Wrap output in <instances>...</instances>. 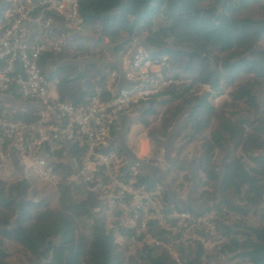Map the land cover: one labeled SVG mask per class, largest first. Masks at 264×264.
<instances>
[{
    "label": "trees",
    "instance_id": "obj_1",
    "mask_svg": "<svg viewBox=\"0 0 264 264\" xmlns=\"http://www.w3.org/2000/svg\"><path fill=\"white\" fill-rule=\"evenodd\" d=\"M6 8L7 0H0V15ZM77 8L80 32L66 41L57 64L102 61L106 55L113 58L132 39L150 50L153 64L166 60L161 73L170 85L144 103L147 111L137 122L148 128V119L157 116L153 106L162 109L158 140L148 139L150 156L144 163L157 164L159 138L167 136L186 109L183 101L190 100L186 121L176 137L201 154L200 176L195 177L191 200L204 201V212L215 214L216 232L225 241L214 261L205 257L198 243L180 246L179 264H218L219 255L229 262L264 264V210L257 215L255 228L240 230L229 223L232 217L245 220L264 204V157H249L250 165L245 167L233 155L246 146L248 132L264 137V125L258 119H264V97L258 105L256 95L264 90V52L259 50L264 42V0H78ZM113 69L99 70L93 64L81 71L56 68L46 81L55 83L60 103L80 107L103 90ZM229 90L228 102L212 105ZM17 118L24 123L34 121L32 115ZM225 149L231 154L222 161L219 178L217 157ZM69 157L77 165L78 151L71 149ZM183 172L179 167H167L162 173L173 188L170 176ZM181 181L190 183L187 176ZM141 182L157 184L144 176ZM34 188L29 180L0 182V264H9L5 244L23 251L22 264H177L143 251L126 256L105 230L98 197L83 194L75 184L61 180L48 198H40ZM164 196L168 201L165 190ZM174 210L194 215L190 208L182 211L174 205ZM152 229L158 239L172 236Z\"/></svg>",
    "mask_w": 264,
    "mask_h": 264
},
{
    "label": "built area",
    "instance_id": "obj_2",
    "mask_svg": "<svg viewBox=\"0 0 264 264\" xmlns=\"http://www.w3.org/2000/svg\"><path fill=\"white\" fill-rule=\"evenodd\" d=\"M77 2L7 0L0 15V164L13 154L30 173L22 180L50 189L61 181L63 169H71L73 183H68L98 197L105 230L129 256L132 246L146 243L167 248L171 256L169 239L155 237L153 227L171 235L175 230H192L189 239L178 237L177 245L198 243L203 251L212 249L220 238L215 214L192 216L174 210L160 184L139 183L144 175L129 164L115 142L122 119L137 108L145 111L144 103L170 85L161 73L165 58L153 64L150 50L132 39L117 53V71L107 75L103 90L85 105L73 107L48 96L46 72L55 69L51 65L66 41L80 32ZM16 102L29 106L12 111ZM17 115H32L34 121L24 123ZM71 149L78 151L77 165L69 159Z\"/></svg>",
    "mask_w": 264,
    "mask_h": 264
},
{
    "label": "rangeland",
    "instance_id": "obj_3",
    "mask_svg": "<svg viewBox=\"0 0 264 264\" xmlns=\"http://www.w3.org/2000/svg\"><path fill=\"white\" fill-rule=\"evenodd\" d=\"M259 50L264 52V42L259 45ZM116 60H117V56H114L113 58L112 57L109 58L106 55L102 61L94 59V60H89L86 63L85 62L75 63V67L80 70V69H83L86 64H93L96 68H98L99 70H102L103 68H106L107 66L114 67L116 65L115 64ZM47 88H48V96L50 98H55L56 96L55 83L49 82ZM230 92L231 90L226 91L223 97L220 99L214 100L212 102V105L218 106L222 102H228V94ZM256 95L258 96V99H259L258 105H261L262 97H264V90L261 92V95H259L258 93H256ZM183 102L186 106V109H184V112L174 122L173 129H172L173 135H170V136L167 135L164 138H159V142L161 141L163 144H160L161 152H159L160 153L158 156L159 158L157 159V162L158 160L159 162L156 167H158L159 170H161L162 172L163 170L167 168L166 166H169L170 168V165L172 164H174V167L186 168L185 161L187 162V158L191 156L192 157L191 164H192L193 170H191L190 172L191 173L190 178L193 179L194 176L195 177L197 175L200 176L198 169L201 163V154L197 147L191 146V145L186 146L183 140H181L182 137H179V138L176 137L177 134L180 132V130L183 128V122L185 121L184 119L186 115L188 114V105H189L190 100L185 99ZM14 105L15 106L11 105V110L16 111V112H18V110L21 107L29 106L28 104H23L19 102L14 103ZM152 109L154 113L157 114V116L155 118L152 117L151 119H148L151 122L148 128L144 129L137 123L138 119L142 117L143 113H146L147 109L142 112L141 108H137L133 110L130 115L122 119V122L120 126L118 127V131H117V137L120 134L122 136L121 138L122 140H119V141L121 142L123 141L122 143L125 149H127L130 152V154L135 156L136 159L142 160V161L146 160L150 156L149 155L150 144H149L148 139L151 138L154 140H158V138L156 137L158 135V132L156 130H157L158 123H159V115L161 114L162 109H159L155 105L153 106ZM242 118L246 121H249V119L243 114H242ZM258 119L261 120L264 125V119H262L261 117H258ZM116 139L117 138H115V140ZM145 141H147V146H148V154L146 158L144 157L145 155L140 156V153H139L140 146L141 144L145 143ZM162 147H164L163 151H162ZM230 154H231V151H229L228 149H225L224 153L220 154L217 157L218 165H219V170H218L219 173L222 170V166H221L222 161L226 159ZM233 155L236 157H240L244 163V166L248 167L250 165L247 162V159L249 157H257V156L264 157V137L257 136L251 131L248 132V141L246 143V146L243 148L237 149L233 153ZM188 163H190V161ZM8 170H10V166L7 164L5 169L4 167L0 169V172L6 171L8 173L9 172ZM62 173L63 174L60 176V180H65L67 182L73 183L72 178H71L72 177L71 169L69 170L63 169ZM25 174L28 178L31 177L29 172L25 171ZM181 177H182V173L181 174L176 173L170 176V178L174 180L173 188L175 190L173 188L172 189L174 193L176 194L177 200L185 202L189 188H191L192 181L190 183H183L180 180ZM15 181H19V179H16L14 175L10 176L9 178L4 177V175L0 176V182L12 183ZM180 186H181V190L179 189ZM34 187H35L34 190L39 191L38 196L40 198H48L51 192L53 191V189H50V188H42L40 186H34ZM193 204H194L193 210H197L198 207L200 208L204 207V210H205V203L203 204L202 202H193ZM51 206L53 207V202ZM262 210H264V204L261 207L252 210V213L249 214V216L245 220L232 217L229 223L234 224L235 227L241 228L240 230H242V228L244 227L255 228L257 227V215H259V212ZM191 235H192V230H189V229L174 231V235L172 234L171 238L167 240V244H172L173 250H172L171 256L167 255V252H168L167 248L162 249L161 247L149 245V243H146L144 246L141 245L139 247L132 246L133 248L131 249V253L133 254L132 256H137L142 251L149 252L150 256L158 257L165 262H170V263L177 262L178 248L180 246L187 248L190 245L189 243H185L184 246L177 245L178 237H186L187 239H189ZM216 237L217 238L220 237L219 242H217V246L213 247L212 249H208L204 251L205 257L213 261H214L213 256L215 252H218L219 250L218 247L224 243L223 241H221L223 237H221L218 233L216 234ZM217 238L214 240V242H216ZM207 247H210V246H207ZM4 248H5L6 253L9 256V259H8L9 264H17V262H20L19 264H22L21 261L23 260V251L19 247L11 245V244H5ZM125 255L129 256L126 250H125ZM217 262L218 264H240L239 260L234 261V262H229L227 257H224L223 255H219L217 257Z\"/></svg>",
    "mask_w": 264,
    "mask_h": 264
},
{
    "label": "water",
    "instance_id": "obj_4",
    "mask_svg": "<svg viewBox=\"0 0 264 264\" xmlns=\"http://www.w3.org/2000/svg\"><path fill=\"white\" fill-rule=\"evenodd\" d=\"M80 63H82V62H80ZM51 67H53L55 69L56 68H64V67H75V63H69V62H64V63H59V64L55 63V64H52ZM81 70L82 69H80V71ZM49 74H50V72H46L47 77L49 76ZM120 76L121 75L119 74V77ZM184 120L186 121V118ZM185 121L183 122V124L185 123ZM172 129H173V127L168 132V134H167L168 136L173 135ZM121 138H122L121 134L118 135L117 145H118L119 149L128 157L129 164L132 163V164L136 165L144 173L145 179L159 183L164 188V190L167 194V197L169 198V202L171 204L178 206L179 208H181L182 211H185L187 208H190L192 213L196 216H199V215L204 213V207H201V208L198 207L197 210H193L194 205L192 204L191 195L193 194V191L195 189V176L193 178L194 180L190 178V180L192 181V184H191V188H189L185 202L178 201L176 198V194L173 192L172 188L167 183V180L163 176V173L158 168H156L155 166L148 165V164L144 163L142 160L136 159L132 154H130V152L127 149H125V147L122 143L123 141L122 142L119 141V140H122ZM221 166H222V163H221ZM222 174H223L222 170L220 173L218 172L219 178H222ZM203 204H204V202H203Z\"/></svg>",
    "mask_w": 264,
    "mask_h": 264
},
{
    "label": "crops",
    "instance_id": "obj_5",
    "mask_svg": "<svg viewBox=\"0 0 264 264\" xmlns=\"http://www.w3.org/2000/svg\"><path fill=\"white\" fill-rule=\"evenodd\" d=\"M140 45L142 44L141 42H138ZM112 68H116L115 70L117 71V67H112ZM117 141V139L115 140V142ZM145 144H146V147H147V153L146 155L144 156L146 158L147 154H148V146H147V141H145ZM192 146V145H191ZM188 152V151H187ZM190 161V163H188ZM159 162V160H158ZM157 162V164H158ZM192 157L190 156L189 158H187V162L185 161L186 163V168H183V173H182V177L184 176H187V178L189 179V181L191 182L190 180V177H191V170H193V167H192ZM9 165L10 166V170H8L9 172L7 173L6 171H3V172H0V176L1 175H4V177L6 178H9L10 176L14 175V177L16 179H19L21 180L23 178V176H25V169L21 166V164L18 162V159L13 155V154H9L7 156V159L6 161L3 163V164H0V169H2L4 167V169L6 168V165ZM157 164L155 165V167L157 166ZM166 167H169V166H166ZM170 167H174V164L170 165ZM158 168V167H156ZM180 168V167H179ZM159 169V168H158ZM7 170V169H6ZM161 171V170H160ZM6 172V173H5ZM162 172V171H161ZM141 173L144 175V173L141 171ZM181 174V173H180ZM181 177V178H182ZM181 180V179H180ZM173 190V189H172ZM174 192V191H173ZM193 203V202H192Z\"/></svg>",
    "mask_w": 264,
    "mask_h": 264
},
{
    "label": "bare ground",
    "instance_id": "obj_6",
    "mask_svg": "<svg viewBox=\"0 0 264 264\" xmlns=\"http://www.w3.org/2000/svg\"><path fill=\"white\" fill-rule=\"evenodd\" d=\"M139 153H140V156L146 155V153H147V147H146V144L145 143L141 144Z\"/></svg>",
    "mask_w": 264,
    "mask_h": 264
},
{
    "label": "flooded vegetation",
    "instance_id": "obj_7",
    "mask_svg": "<svg viewBox=\"0 0 264 264\" xmlns=\"http://www.w3.org/2000/svg\"><path fill=\"white\" fill-rule=\"evenodd\" d=\"M159 144H163L161 141L159 142ZM161 146V145H160ZM164 147H162V151L164 150L163 149ZM135 157V156H134ZM200 167V166H199ZM204 201H202V203H203ZM205 203V202H204ZM193 204V203H192ZM194 205V204H193Z\"/></svg>",
    "mask_w": 264,
    "mask_h": 264
}]
</instances>
